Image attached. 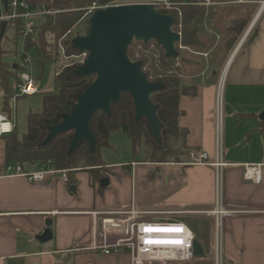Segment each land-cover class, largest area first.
Instances as JSON below:
<instances>
[{
	"label": "crops",
	"instance_id": "crops-1",
	"mask_svg": "<svg viewBox=\"0 0 264 264\" xmlns=\"http://www.w3.org/2000/svg\"><path fill=\"white\" fill-rule=\"evenodd\" d=\"M237 19L250 22L220 69L214 49ZM254 27L257 33L248 42ZM198 34L215 45L205 52L180 48L181 72L186 64L195 71L184 84L197 92L180 99L179 123L188 131L182 141L188 150L178 163L106 164L105 187L87 171L74 173L73 184L54 175L30 183L24 176L6 175L0 137V264H131L127 251L104 255L91 249L95 222L90 215L130 210L139 212V221L183 222L203 248L194 264L216 262V170L190 165V152L216 159L215 103L224 72L222 258L224 264H264V10L255 3L211 8ZM245 165L260 166V183L244 180ZM47 230L52 239L41 242Z\"/></svg>",
	"mask_w": 264,
	"mask_h": 264
},
{
	"label": "trees",
	"instance_id": "trees-1",
	"mask_svg": "<svg viewBox=\"0 0 264 264\" xmlns=\"http://www.w3.org/2000/svg\"><path fill=\"white\" fill-rule=\"evenodd\" d=\"M31 6L42 3L48 4V8L60 11L51 16L47 22L40 23L36 38L26 40V51L34 49L42 58L43 66L51 62L56 65L59 73L55 77V85L52 91L43 94L42 110L30 113L27 118V132L19 138L15 128L11 135L3 136L5 142L6 165H18L24 172L38 170L40 165L52 162L56 170H68L70 184L74 179L70 176L78 171H87L93 181H102L105 177L106 164L103 161L101 150L109 146L112 134L125 133L132 141L135 153L144 144L146 152L144 163L164 164L178 163L188 148L182 142L188 131L181 127L179 119L182 115L180 99L183 96H194L197 90L192 86L185 85L180 79L181 69L178 66L181 47L205 52L213 48L214 41L207 42L199 36V28L204 19L211 17V9L200 6V0H172L178 10L166 11L158 8V11L168 14L174 19L173 31H179L182 27V38L176 45L177 57H168L163 48L156 42L146 44L134 40L128 50V57L132 62H140L143 71L151 83L159 84L163 89L152 95V102L157 106V116L162 130L158 141L151 126L145 118L136 120V106L130 94L124 93L118 103L112 104L109 116L97 112L90 124L91 131L96 139V149L92 151L85 141H81L75 152L69 154L73 133L57 136L48 145L43 142L49 135L51 127L63 121L64 116L70 115L76 105L77 96L82 94L95 81L94 76H77L76 70L79 65L63 68L64 61L60 53L59 45H63L67 56L79 55L81 52L74 47L73 39L86 33L90 17H86V10L93 3L101 6L120 5L119 0H26ZM249 19L234 20L227 28L222 41L216 46L215 53L218 55V67L221 69L229 53L233 51L240 38L248 27ZM81 34L77 29H83ZM76 29L77 34H68ZM75 31V32H76ZM257 33L254 27L248 42ZM3 40L0 41V79L5 82L14 69V65L4 62L7 55ZM17 45V41L15 42ZM151 45L161 55L158 68L151 69V63L145 56ZM67 63V62H66ZM153 67V64H152ZM42 77V76H41ZM19 77L16 82H19ZM1 93V91H0ZM8 117H12L13 110L9 97L5 98L4 108L0 110Z\"/></svg>",
	"mask_w": 264,
	"mask_h": 264
},
{
	"label": "built area",
	"instance_id": "built-area-1",
	"mask_svg": "<svg viewBox=\"0 0 264 264\" xmlns=\"http://www.w3.org/2000/svg\"><path fill=\"white\" fill-rule=\"evenodd\" d=\"M255 3L259 5L260 11L264 10V0H200L199 5L207 9L221 5H246ZM147 4L153 5L157 10L162 8L166 11H176L178 7L172 0H150ZM48 4L42 3L38 6H31L26 0H8L7 11L4 0H0V32L2 23L6 22V29L2 37L3 43L8 38L13 41L21 37L24 39L35 37L40 23H45L51 16L60 11L48 8ZM112 6V5H108ZM108 6H101L94 3L86 9V17L92 16L97 10ZM182 27L179 25L177 34L182 38ZM72 30L68 34H73ZM1 40V41H2ZM8 43V42H7ZM62 58L67 62L65 67L84 64L88 58L87 53L67 56L63 45H59ZM34 61L28 54L23 56V64L20 69L19 82H16L15 92L20 96L30 97L43 91L38 87L33 75ZM29 69V71H28ZM59 73H56L58 75ZM225 72L222 73L216 94L215 103V128H216V159L209 161L206 153L190 152V165L213 167L216 170L217 204L214 214L217 217V243L216 261L222 262L220 243L221 219L227 212L222 209V172L226 166L223 163V135H224V90ZM13 110V108H12ZM16 128L12 117L0 111V137L11 135ZM137 164H133L136 166ZM244 180L260 183V166L245 165ZM68 170H56L52 162L43 163L38 170L24 172L20 166H6V175L24 176L30 183H41L47 175L60 176V179L67 183L69 181ZM93 218L94 232L91 249L101 251L104 255L116 254L127 251L131 258V264H194L197 258L194 254V243L198 241L194 232L183 222L177 221H139V212L130 210L121 213L91 212ZM100 222V226H97ZM110 223V224H109ZM109 225V232L106 226ZM180 229V231L160 232L145 231V229ZM146 241H179V243H146Z\"/></svg>",
	"mask_w": 264,
	"mask_h": 264
},
{
	"label": "water",
	"instance_id": "water-1",
	"mask_svg": "<svg viewBox=\"0 0 264 264\" xmlns=\"http://www.w3.org/2000/svg\"><path fill=\"white\" fill-rule=\"evenodd\" d=\"M8 0H4L7 11ZM174 19L161 13L151 4H120L97 10L89 20L86 33L75 37L73 44L88 58L76 70L77 76H94L95 81L82 94L77 96L76 105L70 115H66L58 125L51 127L43 142L48 145L57 136L73 133L69 154L76 151L81 141L87 142L92 151L96 149V139L90 124L97 112L109 116L112 104L118 103L124 93L133 98L136 106V120L145 118L159 141L162 130L157 116V106L152 102V95L163 87L151 83L143 71L140 62H132L128 50L134 40L146 44L156 41L168 57H177L176 45L181 37L173 31ZM2 23L0 41L6 29ZM14 69H18L14 65ZM264 119V113L260 117ZM103 187L108 179L101 181ZM70 191L74 192L75 187ZM41 242L52 239L50 230L39 238ZM196 257L203 256V248L198 241L194 243Z\"/></svg>",
	"mask_w": 264,
	"mask_h": 264
},
{
	"label": "rangeland",
	"instance_id": "rangeland-1",
	"mask_svg": "<svg viewBox=\"0 0 264 264\" xmlns=\"http://www.w3.org/2000/svg\"><path fill=\"white\" fill-rule=\"evenodd\" d=\"M138 1H144L148 3L150 0H138ZM134 2L136 1L119 0L118 3L138 4ZM233 12L234 11H232L231 14ZM82 26L83 29H77V31L80 32L81 34L84 33L85 24L83 23ZM75 31L73 32V36L77 34V31L76 32ZM35 38L36 36L34 37V39ZM7 42L3 44L4 49L7 51V55L3 57V61L21 67V65L23 64L24 54H28L31 57V59L34 61L33 75L38 87L43 91L42 93H47L52 91L55 85V77L57 71L56 65L51 62L46 63L44 66V73L42 75V69H41V66H43L42 58L37 54V52L34 49L26 51V39L21 37L17 38V45H15L16 40L11 41L8 38ZM144 54L145 56L148 57L149 63H151V69L158 68L160 64L161 55L158 52V50L155 49L154 45H151L150 48L144 52ZM189 57L190 56L188 55V58ZM62 60L64 61L63 66H65L66 61L63 58ZM183 69L184 70L179 75V79L183 83L191 82L190 77L191 75L195 74L194 67L186 64L183 66ZM20 73H21L20 70L16 72H12L11 75L7 77V80L5 82H3L0 79V91H1L0 110L4 108L5 98L9 97L10 103L13 108V118L15 121V125L17 127L16 134L19 138L23 137V135H25L27 132V118L29 114L40 112L42 110V105H43L42 93L30 97H24V96H20L15 92L16 81L17 78L20 76ZM145 152H146V147L144 144H142L135 153L132 141L125 133L112 134L109 139V146L101 150L102 158L105 164L107 165L121 164L124 166L130 164L133 160L139 162L143 161ZM104 171L106 172V170ZM70 176L73 179L75 178V174H71ZM57 177L58 179L60 178L59 176ZM213 258L214 257L212 258L209 257L210 260H212ZM214 262L215 260L213 261L212 264H214ZM215 264H224L223 258H222V262L221 260H219V262L217 263L216 261Z\"/></svg>",
	"mask_w": 264,
	"mask_h": 264
},
{
	"label": "snow or ice",
	"instance_id": "snow-or-ice-1",
	"mask_svg": "<svg viewBox=\"0 0 264 264\" xmlns=\"http://www.w3.org/2000/svg\"><path fill=\"white\" fill-rule=\"evenodd\" d=\"M145 231H160V232H171V231H180V229H152L148 228ZM146 243H179V241H146Z\"/></svg>",
	"mask_w": 264,
	"mask_h": 264
}]
</instances>
